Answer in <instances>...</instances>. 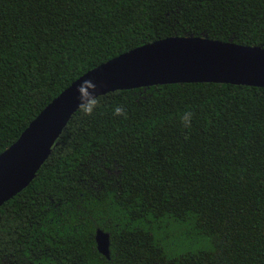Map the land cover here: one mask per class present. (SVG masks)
<instances>
[{"label":"trees","instance_id":"1","mask_svg":"<svg viewBox=\"0 0 264 264\" xmlns=\"http://www.w3.org/2000/svg\"><path fill=\"white\" fill-rule=\"evenodd\" d=\"M185 36L264 49V0H0V154L85 73ZM98 99L0 206V264H264V88L174 84Z\"/></svg>","mask_w":264,"mask_h":264},{"label":"water","instance_id":"2","mask_svg":"<svg viewBox=\"0 0 264 264\" xmlns=\"http://www.w3.org/2000/svg\"><path fill=\"white\" fill-rule=\"evenodd\" d=\"M92 79L98 97L159 85L214 83L264 88V49L206 37H170L136 47L85 73L53 99L0 154V206L26 188L78 110L76 89ZM97 250L109 258V235L97 230Z\"/></svg>","mask_w":264,"mask_h":264},{"label":"clouds","instance_id":"3","mask_svg":"<svg viewBox=\"0 0 264 264\" xmlns=\"http://www.w3.org/2000/svg\"><path fill=\"white\" fill-rule=\"evenodd\" d=\"M78 93V110L83 117H92L102 107L98 96L97 84L92 79L84 80L76 89ZM113 115L116 117L128 118V114L124 105L116 104L113 109ZM193 113L186 111L180 116V123L185 129H191ZM187 139V137H186Z\"/></svg>","mask_w":264,"mask_h":264}]
</instances>
